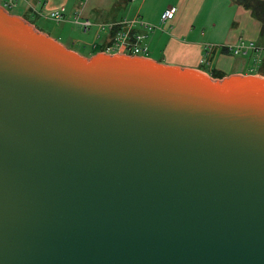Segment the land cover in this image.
<instances>
[{"label": "water", "instance_id": "95a60500", "mask_svg": "<svg viewBox=\"0 0 264 264\" xmlns=\"http://www.w3.org/2000/svg\"><path fill=\"white\" fill-rule=\"evenodd\" d=\"M0 264H264V76L87 56L0 3Z\"/></svg>", "mask_w": 264, "mask_h": 264}, {"label": "crops", "instance_id": "0c3cea01", "mask_svg": "<svg viewBox=\"0 0 264 264\" xmlns=\"http://www.w3.org/2000/svg\"><path fill=\"white\" fill-rule=\"evenodd\" d=\"M14 2L12 8L18 11L12 14L21 16L34 26L35 20H52L49 18V12L63 6L65 20L55 22L59 27L54 34H50L76 51H78L76 47L89 50L106 44L111 32L102 28V25L135 21L131 33L145 34L143 39V44L147 46L145 57L165 64L199 69L208 74L211 73L205 70L204 65H208L211 71L221 76L235 73L264 76V66L261 67L264 53L253 51L248 53L254 65L260 69L250 72L245 70L246 66L240 64L233 54L221 51L223 45L234 44L239 39L256 40L259 37V22L251 16L249 10L234 4L231 0H14ZM169 7H174L175 12L171 18L163 20L162 13ZM76 13H80L79 20L89 19L90 27L84 30L75 21ZM140 21L153 25V29L146 30L140 25ZM38 30L44 32L41 28ZM91 54L93 53L84 55Z\"/></svg>", "mask_w": 264, "mask_h": 264}, {"label": "built area", "instance_id": "2783aa9c", "mask_svg": "<svg viewBox=\"0 0 264 264\" xmlns=\"http://www.w3.org/2000/svg\"><path fill=\"white\" fill-rule=\"evenodd\" d=\"M86 1V0H82ZM6 9V7H12L15 2L14 0H4L0 2ZM175 12L174 7H169L162 13V19L171 18ZM80 13L75 14V21L80 24L82 28L87 29L90 27L91 22L89 19L85 18L79 20ZM49 18L55 21L56 23L62 22L65 20V8L60 6L55 8L49 12ZM135 21H123L120 23H109L106 25H102V28L108 29L110 32L114 31V35L112 36L111 42L106 48V52L114 53L121 52L129 55H139L144 56L147 52V46L143 44V39L145 38V34L131 33V28L134 25ZM140 25L146 30L153 29V25L147 24L145 22L140 21ZM222 48L227 49L234 55H246L250 51L253 52H261V47L256 46L251 41H245L244 39H239L234 44L223 45ZM210 49V46L207 47V50ZM264 49V48H263Z\"/></svg>", "mask_w": 264, "mask_h": 264}, {"label": "rangeland", "instance_id": "374dc122", "mask_svg": "<svg viewBox=\"0 0 264 264\" xmlns=\"http://www.w3.org/2000/svg\"><path fill=\"white\" fill-rule=\"evenodd\" d=\"M0 2H3V0H0ZM6 10L9 11L10 13H14L17 12L18 10H16V8H12V7H6ZM36 23V27L39 29H43L44 32L48 33L49 35H51L50 33L54 34L55 30L59 27L58 24L55 23V21L53 20H49V19H41L39 21L35 20ZM245 41H251L253 42L256 46L261 47V54H263L264 49L262 48V42L259 40V37L256 40H249V39H244ZM60 41V40H59ZM76 49L78 50L79 53H83V54H89V53H93V51H95V49H90L86 50L84 47H76ZM106 52V50L104 51ZM234 55V54H233ZM235 59H238V62H240V64H242L245 67L246 71H250V72H256L259 71L260 69H258L253 62V59L251 58V56L248 55H234ZM261 58H263V55H261ZM241 59V61H240ZM259 65V64H258ZM262 67V64H261ZM204 68L206 71H208L209 73H213V71H211V69L209 68L208 65H204ZM218 75H220L219 73H216Z\"/></svg>", "mask_w": 264, "mask_h": 264}, {"label": "trees", "instance_id": "16d2710c", "mask_svg": "<svg viewBox=\"0 0 264 264\" xmlns=\"http://www.w3.org/2000/svg\"><path fill=\"white\" fill-rule=\"evenodd\" d=\"M234 4L243 6L245 9L249 10L251 16L256 19L260 24L259 29V40L262 42V48H264V0H231ZM38 29V28H37ZM114 31L109 35V40L106 44L99 46L93 53L97 51H105L109 43L111 42ZM222 52L230 53L227 49L221 48ZM264 53V52H263ZM262 66H264V58L262 60ZM213 78H220L221 75L216 74L215 72L210 74Z\"/></svg>", "mask_w": 264, "mask_h": 264}]
</instances>
